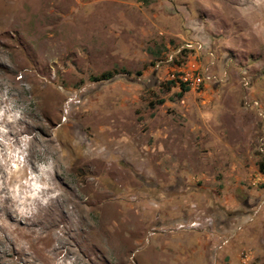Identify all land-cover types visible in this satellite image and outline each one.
<instances>
[{
    "label": "rangeland",
    "instance_id": "1",
    "mask_svg": "<svg viewBox=\"0 0 264 264\" xmlns=\"http://www.w3.org/2000/svg\"><path fill=\"white\" fill-rule=\"evenodd\" d=\"M191 42L220 82L181 83ZM0 160L26 219L29 162L63 193L53 264H264V0H0ZM20 233L0 264H46Z\"/></svg>",
    "mask_w": 264,
    "mask_h": 264
},
{
    "label": "bare ground",
    "instance_id": "2",
    "mask_svg": "<svg viewBox=\"0 0 264 264\" xmlns=\"http://www.w3.org/2000/svg\"><path fill=\"white\" fill-rule=\"evenodd\" d=\"M45 33L46 32L43 30V28L41 29L38 28L34 33V37L36 40L40 39ZM19 121L20 119L16 121L15 120L9 121L6 124V128L8 129V131L6 132V134H4L5 140L10 141V136H13L14 138L15 137L18 138V135L22 133V131L17 128L18 127L17 122L19 123ZM3 164L1 163L0 160V176L2 175L0 178L3 180V182L0 184V232H2L3 234L5 243L10 244L13 247L15 239H17L18 236L15 235L16 238H14V234L18 230H20L23 231V233H20L19 236H23V235L28 236L32 239L34 243L35 242L42 243V245H44L45 248L48 247V244L52 241L58 243V245L55 246L54 249H52V251L47 252V254L45 253L46 264H53L54 261L60 257L63 248L67 249V255H73L75 253V249L72 247V241H71L72 239L71 219L73 213L71 214V210L67 208L66 202L63 201L64 202L63 203L60 200L61 194H63L61 193L60 188H58L56 184H54L52 180H50V178L46 176V173L41 171L36 164H34L33 162H29L32 171L31 175L34 176L33 179L44 185L45 192L47 191L49 193V196L47 194L39 198H36L35 204L39 208L38 209L39 214L37 216H34V219H26L23 213L21 212L19 206L17 205V203L13 200V197L11 196V191L8 188V184H6L5 182V178H7V175H9V171L11 170L8 166L9 163L8 164L5 163V165ZM42 192L43 191H41V193ZM55 192L59 193V195L56 196V198H53L52 195ZM27 215L29 216L28 213ZM63 221L66 223V225L69 224L70 228L67 227L66 225L65 226L63 225L65 230L64 231L62 230L61 233L63 232V234L60 235V233L57 232V230ZM6 231L8 232V234L6 233Z\"/></svg>",
    "mask_w": 264,
    "mask_h": 264
},
{
    "label": "built area",
    "instance_id": "3",
    "mask_svg": "<svg viewBox=\"0 0 264 264\" xmlns=\"http://www.w3.org/2000/svg\"><path fill=\"white\" fill-rule=\"evenodd\" d=\"M189 50L201 57L207 58V63L204 67H199L197 64H189L180 70L181 83L188 87H201L202 85H210L221 81L220 77L215 74V56L210 51L205 49L200 42H191L186 45Z\"/></svg>",
    "mask_w": 264,
    "mask_h": 264
},
{
    "label": "trees",
    "instance_id": "4",
    "mask_svg": "<svg viewBox=\"0 0 264 264\" xmlns=\"http://www.w3.org/2000/svg\"><path fill=\"white\" fill-rule=\"evenodd\" d=\"M112 78L111 74L104 75V79H110ZM259 171L264 174V161L259 164Z\"/></svg>",
    "mask_w": 264,
    "mask_h": 264
}]
</instances>
